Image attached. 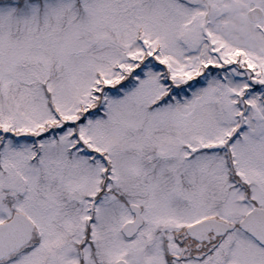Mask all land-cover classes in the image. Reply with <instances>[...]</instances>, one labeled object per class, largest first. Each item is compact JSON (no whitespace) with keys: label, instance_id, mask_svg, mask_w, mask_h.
<instances>
[{"label":"snow or ice","instance_id":"obj_1","mask_svg":"<svg viewBox=\"0 0 264 264\" xmlns=\"http://www.w3.org/2000/svg\"><path fill=\"white\" fill-rule=\"evenodd\" d=\"M0 264H264V0H0Z\"/></svg>","mask_w":264,"mask_h":264}]
</instances>
